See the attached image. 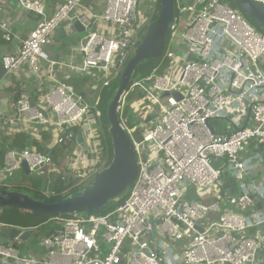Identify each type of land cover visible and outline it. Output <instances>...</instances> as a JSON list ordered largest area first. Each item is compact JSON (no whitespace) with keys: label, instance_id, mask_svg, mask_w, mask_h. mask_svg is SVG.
<instances>
[{"label":"built area","instance_id":"built-area-1","mask_svg":"<svg viewBox=\"0 0 264 264\" xmlns=\"http://www.w3.org/2000/svg\"><path fill=\"white\" fill-rule=\"evenodd\" d=\"M141 1L145 10L138 17ZM253 1L264 5V0ZM17 2L39 20L18 52L3 56V67L9 73L26 65L47 82L39 106L26 97L17 100L18 120L59 128L57 144L75 140L76 134L67 131L72 126L82 129L87 148L77 147L67 169L74 178L71 188H84L109 166L101 92L120 77L155 20L159 0H104L101 11L85 0H60L51 13L44 0ZM5 6L0 0V9ZM174 9L167 43L171 38L188 50L181 56L165 48L160 60L165 70L135 80L119 102L120 123L139 166L128 192L103 215L54 217L55 232L41 241L47 258L22 255L11 242H0V264H264V233H246L264 222V208H257L264 184L253 177L264 166V33L224 0H174ZM74 21L85 28L86 41L72 49L81 60L65 62L48 46L63 24ZM0 32L7 41L15 37L5 19H0ZM61 66L93 79L87 95L59 77ZM135 89L144 96L130 103L140 119L131 127L125 109ZM147 100L155 111H145ZM153 114L157 117L148 127L145 120ZM220 118L231 119L232 130L213 122ZM23 161L32 170H56L52 154L34 147L11 150L0 167V187L8 185ZM227 181L234 183L226 186ZM191 186L196 199H186ZM249 209L252 213H244ZM213 212L217 215L208 221Z\"/></svg>","mask_w":264,"mask_h":264},{"label":"water","instance_id":"water-1","mask_svg":"<svg viewBox=\"0 0 264 264\" xmlns=\"http://www.w3.org/2000/svg\"><path fill=\"white\" fill-rule=\"evenodd\" d=\"M230 6L234 7L229 0ZM239 5L261 26L264 31V5L258 4L253 0H236ZM54 2L52 6L56 5ZM174 16V0H161L160 8L157 12L155 20L147 27L138 46L135 48L133 55L128 59L122 73L116 94L110 102L107 110L108 122L110 125L109 132L113 146V158L109 166L99 172L92 183L83 188L78 194H72L64 197L60 201L47 202L45 200L35 199L29 194L17 190L0 189V210L6 207H14L17 209L28 210L39 216L42 214L58 215V214H73L86 213L98 214L102 209L111 204L118 196L130 189L134 183L139 166L134 150L133 142L120 123L118 106L124 91L128 88L130 80L134 75L138 66L145 61L157 59L165 50L170 25ZM85 32V28L79 21L63 24L57 31L56 39L58 42L65 43L68 49H71L79 38L81 33ZM86 41V37L82 39ZM77 42V41H76ZM168 93H164V96ZM180 97L179 92L175 93ZM250 114V112H249ZM157 117V114L147 116L145 122H149ZM211 132L215 133L214 127L208 122ZM57 143V139L53 138L48 147H44L41 151L51 154L52 147ZM29 147V146H28ZM77 147L87 148V142L83 136L82 129L76 133L69 151V162L74 155ZM261 150L264 149V144H261ZM264 161V155H263ZM22 169L30 174L33 171H39L36 167L30 169L26 161L22 163ZM231 195L236 193V187L229 189ZM261 204H258V208ZM160 220L153 225L152 233L156 232V225ZM34 234L33 228L23 229L16 226L9 228L7 236H0V242L8 244L13 240L27 242ZM125 251L123 250V253ZM129 253H127L128 257Z\"/></svg>","mask_w":264,"mask_h":264},{"label":"crops","instance_id":"crops-1","mask_svg":"<svg viewBox=\"0 0 264 264\" xmlns=\"http://www.w3.org/2000/svg\"><path fill=\"white\" fill-rule=\"evenodd\" d=\"M4 1H6V6L3 10L0 9V19H5L10 23L12 30L15 34V37L12 40L7 41L1 37V32H0V167L1 168L4 166L5 157H6V154L9 153V151L11 150L22 151L28 148V146L42 150L44 149V147H48L51 144L53 138H56V135L58 132L57 129H59L51 124L49 125L48 128L42 127V128H38L37 130L35 125L39 123L37 122L22 123L20 119L18 120V118H20L19 117L20 113L17 108V100L20 98L26 97L30 99L33 105L39 106L41 99L44 95L45 86L47 85V82H40L37 79V77L31 72L28 66L26 65L22 66L18 70H14L9 73L5 71L3 64H2L3 56L5 54H16L18 52V49L21 45V40L26 38L34 30L36 24L38 23L39 16L31 10H26L22 8L18 4L17 0H4ZM44 1L47 4V12L51 13L55 7V5L52 6V4L54 2H59L60 0H44ZM103 3H104V0H85V4L91 5L93 7L94 6L98 7L100 4H103ZM56 35H57V31L54 35V41L48 46L51 53L53 54L56 53V55H58L60 60H63L65 62H70L71 60L80 61L81 55L75 54V51H73L72 49L76 47L82 40H79V42H76L78 41L76 39L73 47L71 49H68L65 43H61L57 41ZM52 44L58 45L59 49L57 50V48H54ZM57 69H58V75L61 79L70 81V79L74 78L75 81L78 82L80 87H81L80 80L84 81L82 76H85L86 84L85 86L81 88L83 90V93H86V94L89 93V88L92 84L93 79L90 80V77L87 74L75 75L71 73L69 68L66 66L65 67L61 66V67H58ZM69 74L70 75L72 74V75L70 77H67V75ZM46 113L49 114V116L52 119H55L54 114L52 116L50 112H46ZM43 132L50 134V137L48 139H43L41 136ZM22 138H24V140H22ZM58 145L60 144L56 143L52 147L51 151H53V148H56ZM58 150L59 151L61 150L60 146ZM65 155H66V159L64 160L65 164H64L63 171L66 173H62V172H61L62 174L59 172L58 173L61 175L60 176L61 180H69L66 186H62L63 185L62 182H57L56 180L52 181V179H49V177L50 178L52 177L53 173L58 171V168H57L58 166H56L55 163L53 164V168L56 169L55 171L45 169L44 170L45 172H43L45 173L43 175H44L46 185L50 186V188L51 186L53 188V187H56L62 184L61 186H59L58 189L56 188V190L51 192L52 194L64 195V194H61V192L66 193L67 192L66 188L72 186V184L74 183L72 176H70V179L69 177H66L67 176L66 174H68V169L66 165L70 163L69 162L70 157H69V154L65 153ZM19 170H23V169L20 168L16 170L13 173V175L9 177L8 182H7L8 185L6 186L7 188H11L15 185L22 186L21 178H18L16 181H13V183H11V178H13L15 173ZM33 172L36 173L35 171ZM33 172L30 174H33ZM263 174H264V166H261L260 168H257L256 171L253 173V177L259 180ZM261 182L264 184V180ZM62 187L64 188L62 189ZM258 203L261 204L262 208H264V198L258 199L257 208H258ZM7 223L10 224L8 225V229L6 230L7 233L6 234L0 233V236H7V234L9 233V228L11 226L20 227L23 229L30 228V227H24L18 222L11 224L12 222L10 221V223L9 222ZM246 233H252V231L247 229ZM174 248H175L174 250L175 253L178 254L179 253L178 250H180L181 244L179 243L175 244ZM37 253H39L38 255L39 257L43 256L44 252H43L42 247L40 248V251H37ZM21 254L25 255L22 252ZM177 264H184V263L179 260L177 261Z\"/></svg>","mask_w":264,"mask_h":264},{"label":"trees","instance_id":"trees-1","mask_svg":"<svg viewBox=\"0 0 264 264\" xmlns=\"http://www.w3.org/2000/svg\"><path fill=\"white\" fill-rule=\"evenodd\" d=\"M160 5H161V0H159V8H160ZM235 7V6H234ZM236 8V7H235ZM241 8V7H240ZM242 10V13L243 16L245 17H248L247 19L253 24V25H256L257 28L261 29V26L256 22L255 19H253L252 17L250 18L248 16V14L246 13V11L241 8ZM241 13V14H242ZM176 15V9H174V16ZM263 31V30H262ZM264 33V31H263ZM163 55V53L157 58V59H152V60H149L148 62H154L156 63V61L160 60L161 56ZM140 66V65H139ZM138 66V68H139ZM155 67V65L151 68V70H153V68ZM137 68V69H138ZM137 69L135 71V73L137 72ZM165 70V66L162 65L157 71L159 73H162L163 71ZM134 73V74H135ZM150 73V72H149ZM149 73L147 75H149ZM146 75V76H147ZM134 76V75H133ZM133 76L130 80V84H132L134 81H133ZM92 78L90 77V80ZM85 80V79H84ZM93 81V80H92ZM119 81H120V77H118L117 79H115L109 86L105 87L102 92H101V98H100V108L102 109L103 111V121H104V125H105V128H106V131H107V134L109 136V141H110V149L112 150L113 152V146H112V141H111V135H110V132H109V128H110V125H109V122H108V117H107V110H108V106L110 104V102L112 101L114 95L116 94V91L118 89V85H119ZM72 84H74L77 88V90L79 92H82L83 93V90L82 88L79 86L78 82L75 81V80H71L70 81ZM92 91V89H91ZM85 95H87L86 93H83ZM144 94L138 90V89H135L129 96H128V103H127V106H126V109H125V115L128 116V123L131 127H133L136 123H140V119L136 116V113L134 111V109L130 106V103L132 102V100L136 97H143ZM79 126L78 125H75V126H72L71 128H69L67 131H70L72 130L74 132V134L77 133V131L79 130ZM42 138L43 139H48L50 137V134L46 133V132H43L41 134ZM22 140H24V138H22ZM74 140H71L69 142H66L64 144H60L58 146H60L61 148V152H64L66 154H69V150H70V147H71V143L73 142ZM56 147V146H55ZM56 149L53 148V151H52V156L54 157V153ZM112 152H110V160H109V164L111 163L112 161ZM54 161H55V158H54ZM67 166V165H66ZM36 175V176H35ZM21 178V182H22V186L21 185H15L11 188H7V187H0V189H8V190H17V191H20V192H24V193H27L29 194L31 197L35 198V199H40V200H45L47 202H55V201H60L62 200L64 197L68 196V195H72V194H78V193H67V194H64V195H60V194H51L49 196H45L42 194L41 192V188L40 186H38L35 182L40 180V176L37 175V174H27L25 171L22 170V175L19 177ZM230 183H234L232 181H227L226 182V186H228ZM46 185V184H45ZM52 188V186H51ZM56 188L58 187H53L52 190H56ZM53 190V191H54ZM81 190H83V187L81 188ZM128 192V191H127ZM125 192V193H127ZM124 193V194H125ZM123 194V195H124ZM116 207V204L114 201L111 202V204L109 205H106L102 211L100 213H98L99 215L100 214H105L107 213L109 210H112L113 208ZM15 210H20V209H17V208H13ZM27 213V212H25ZM71 214H58V215H48V214H42V215H35L33 214L32 212H29V216H31L33 218V221L32 222H18L20 223L22 226L24 227H30V228H33L34 229V234L33 236L30 238L29 240V243L31 246H33L32 248L37 252V251H40V248H41V241L43 239L44 236L46 235H50L52 233L55 232L56 228H57V224L53 221H49L48 222V219L50 218H54L56 216H69ZM37 220V221H35ZM3 222H6L7 221H3ZM10 223V222H9ZM15 222H12L11 224H13ZM12 245H14L15 247H17L22 253H24L25 249H24V243H21V242H18V241H12L11 242Z\"/></svg>","mask_w":264,"mask_h":264},{"label":"rangeland","instance_id":"rangeland-1","mask_svg":"<svg viewBox=\"0 0 264 264\" xmlns=\"http://www.w3.org/2000/svg\"><path fill=\"white\" fill-rule=\"evenodd\" d=\"M178 2H180L181 4H184V3H187V0H177ZM231 3H233V5L236 7V9L240 12V13H242V10H241V6L239 5V3L236 1V0H229ZM241 7V8H240ZM94 8V10H96V11H101L102 10V4H100L98 7H93ZM145 10V4H144V1H141L140 3H139V5H138V17H139V15L143 12ZM244 13H242V15H243ZM245 15V14H244ZM249 16V15H248ZM250 18H251V16H249ZM246 18H248V17H246ZM249 19V18H248ZM256 28H257V26L256 25H254ZM260 32H262L263 33V29L261 30V29H259V28H257ZM146 30V29H145ZM145 32V31H144ZM144 34V33H143ZM86 35H87V33L86 32H83V33H81V35H79V38H77V42H79V40H82L84 37H86ZM143 36V35H142ZM52 46L54 47V48H57V50L59 49V46L58 45H56V44H52ZM166 48L168 49H172V50H174L177 54H179V55H184L185 53H186V51L188 50V48L186 47V46H183V45H178L176 42H175V40H171V38H169V43H167V46H166ZM48 50H50L49 49V47H48ZM161 58H162V56H161ZM161 58H160V60H161ZM160 60H158V61H156V63H152V62H148V61H145V62H142L141 64H140V66H139V68L137 69V72L134 74V76H133V81H135V80H142V79H144V78H147V77H149V76H154V75H156L157 73H159L157 70L161 67V63H160ZM155 65V67L153 68V70H151V68L153 67ZM150 72V73H149ZM149 73V75H147ZM147 75V76H146ZM82 78L83 79H85V76H82ZM74 79V78H73ZM72 80V79H71ZM75 80V79H74ZM92 80V79H91ZM81 81V87H83V86H85V84H86V80H80ZM69 82V81H68ZM137 98V97H136ZM136 98H134V99H136ZM133 99V100H134ZM132 100V101H133ZM132 103V102H131ZM149 105H152V102L151 101H149V100H147L146 101V106H147V108L145 109V111L147 112V111H155L156 110V108H155V106L154 105H152L151 107H149ZM101 111H102V109H101ZM102 115H103V111H102ZM230 120L231 119H225V118H220V119H216V120H213V122L214 123H218V125L219 126H221V128L223 129V130H232V126H231V123H230ZM152 124V121H149V122H147V125H148V127L150 126ZM35 127L37 128V130H38V128H42V126L41 125H39V124H36L35 125ZM107 136H108V134H107ZM56 151H55V153L53 154L54 155V157L53 158H55V161H54V163H55V165L56 166H58L57 168H58V170L59 171H57V172H55V173H53V175H52V177L50 178L49 177V179H52V181H57V182H62V186H66L67 184H68V181L69 180H61L60 179V174L59 173H66V172H64L63 171V168H64V164H65V162H64V160L66 159V155H65V153H62L61 151H59L58 149H59V146H57L56 148ZM111 152H112V150H111ZM112 156H113V152H112ZM45 169H47V168H45ZM45 169H42V170H39V171H35L36 173H34L33 172V174H37V175H39L40 176V179H41V181L40 180H38V181H36L35 183L38 185V186H40V188H41V192H42V194L43 195H45V196H48V195H51L52 193L51 192H53V190H52V188H50V186H48V185H45L46 184V182H45V179H44V175L43 174H45V173H43V172H45L44 170ZM59 172V173H58ZM61 173V174H62ZM13 175V174H12ZM22 175V170H19V171H17L16 173H15V175H14V177L13 178H11V183H13V181H16L20 176ZM67 176L66 177H69V179H70V176H69V174H66ZM36 176V175H35ZM46 176V175H45ZM73 180H74V178H73ZM264 180V174L260 177V179H259V181H263ZM61 185H58V186H56V187H58L59 188V186H61ZM57 188V189H58ZM61 188V187H60ZM64 187H62V189H63ZM66 190H67V192L66 193H62L61 192V194H67V193H80L82 190H81V188H71V186L70 187H68V188H66ZM202 191L203 190H200L199 191V193H202ZM186 199H196V197H195V192H194V188H193V186H191L190 187V190H189V193L186 195ZM14 207H6V208H4L3 210H0V233H2V234H6L7 232H6V230L8 229V225H10V224H8V223H4L3 221H7V222H32L33 221V218L31 217V216H29V212L30 211H28V210H22V209H20L19 211L18 210H15V209H13ZM25 212H27V213H25ZM244 213H246V214H249V213H252V210L251 209H249V210H245L244 211ZM83 215V213H73V214H71V215H69L68 217H74V216H82ZM217 215V213L216 212H213V213H211V214H209V216H208V218H209V220L208 221H211V219H214V217ZM153 220V219H152ZM35 221H37V220H35ZM49 221H53V218H50V219H48V222ZM54 222V221H53ZM6 225V226H5ZM158 230H159V232H160V234L165 238V239H167V236H166V233L160 228V227H158ZM249 230H251L252 232H256V231H259V232H261V233H264V222L262 223H259L258 225H256L255 227H253L252 229H249ZM15 241H17V240H15ZM156 241H157V239L156 238H154V243H156ZM19 242V241H18ZM21 243H24V249H25V251H24V253L23 254H25L26 256H38L39 255V253H37L32 247L33 246H31L30 245V243H29V240L27 241V242H21ZM42 258H47V254H43V256H41Z\"/></svg>","mask_w":264,"mask_h":264}]
</instances>
